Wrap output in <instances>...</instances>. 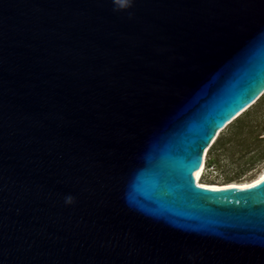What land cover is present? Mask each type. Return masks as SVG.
Masks as SVG:
<instances>
[{"label": "water", "instance_id": "obj_1", "mask_svg": "<svg viewBox=\"0 0 264 264\" xmlns=\"http://www.w3.org/2000/svg\"><path fill=\"white\" fill-rule=\"evenodd\" d=\"M123 2L0 0V264H264V178H194L264 91V0Z\"/></svg>", "mask_w": 264, "mask_h": 264}, {"label": "rangeland", "instance_id": "obj_2", "mask_svg": "<svg viewBox=\"0 0 264 264\" xmlns=\"http://www.w3.org/2000/svg\"><path fill=\"white\" fill-rule=\"evenodd\" d=\"M202 182H246L264 169V93L220 133Z\"/></svg>", "mask_w": 264, "mask_h": 264}, {"label": "bare ground", "instance_id": "obj_3", "mask_svg": "<svg viewBox=\"0 0 264 264\" xmlns=\"http://www.w3.org/2000/svg\"><path fill=\"white\" fill-rule=\"evenodd\" d=\"M264 93V91L259 94L253 101H251V103H249L248 105H246L242 110H240L233 118H231L229 121H227L225 123V125L218 129V131L216 132V134L214 135V137L211 139L210 143L208 144V146L204 149L203 151V155H202V160L200 162V168L197 172V174L195 175V179L198 183L200 184H205V185H210L213 187L216 186H220V185H226V184H233V185H237L238 187H245L249 184H253L256 183L257 181H259L260 179L264 178V169L258 174V176H256L255 178L251 179L250 181H246V182H226V183H208V182H202L201 181V177L204 173L205 170V164H206V156L208 154V151L210 149V147L213 145V143L216 141V139L219 137L220 133L222 132V130L228 125L230 124L233 120H235L237 117H239L244 111H246L251 105H253L258 98H260V96Z\"/></svg>", "mask_w": 264, "mask_h": 264}, {"label": "clouds", "instance_id": "obj_4", "mask_svg": "<svg viewBox=\"0 0 264 264\" xmlns=\"http://www.w3.org/2000/svg\"><path fill=\"white\" fill-rule=\"evenodd\" d=\"M132 7L131 0H124L123 4L121 6H114L113 11L120 12V11H126L127 9ZM129 18H131V13L129 12ZM65 205H71L74 203V198L69 195L64 198Z\"/></svg>", "mask_w": 264, "mask_h": 264}, {"label": "trees", "instance_id": "obj_5", "mask_svg": "<svg viewBox=\"0 0 264 264\" xmlns=\"http://www.w3.org/2000/svg\"><path fill=\"white\" fill-rule=\"evenodd\" d=\"M218 138H219V137H218ZM218 138L216 139V141H215L214 143H216V142L218 141ZM214 143H213V145H214ZM213 145H212V146H213ZM212 146H211V147H212ZM211 147H210V148H211ZM209 150H210V149H209ZM208 166H209V161H206L205 167H208Z\"/></svg>", "mask_w": 264, "mask_h": 264}]
</instances>
